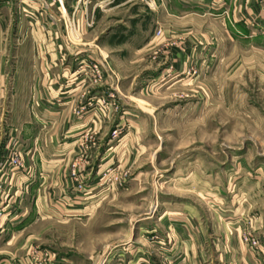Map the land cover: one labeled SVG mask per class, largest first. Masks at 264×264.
I'll use <instances>...</instances> for the list:
<instances>
[{"label":"crops","instance_id":"0c3cea01","mask_svg":"<svg viewBox=\"0 0 264 264\" xmlns=\"http://www.w3.org/2000/svg\"><path fill=\"white\" fill-rule=\"evenodd\" d=\"M155 2L153 9L143 0H92L76 13L83 38L73 43L55 4L0 2V163L11 153L24 161L20 169L0 168L5 180L0 199H9L15 213L0 233V264H35L30 253L36 233L53 215L66 214L67 221L80 224L78 216L96 212L94 200L101 193L79 192L78 183L95 181L90 177L116 151L109 136L117 120L139 116L129 94L138 73L206 70L215 40L225 33L264 54V0ZM75 6L68 0V15ZM86 9L93 20L89 28ZM82 58L101 64L104 81L81 82L75 72ZM110 90L117 91L121 111L112 102H100ZM139 100L154 107L151 100ZM139 125L117 149L143 147L144 122ZM241 149L230 170L236 173L235 190L229 191L231 176L219 206L202 193L195 203L165 206L155 220L150 216L138 227L129 224L126 258L110 253L98 264H142L143 258L157 264L160 244L149 240L151 232L165 240L173 264H264V158ZM77 197L73 208L55 204ZM247 232L260 242L258 249L244 240ZM55 264L72 261L58 257Z\"/></svg>","mask_w":264,"mask_h":264},{"label":"rangeland","instance_id":"374dc122","mask_svg":"<svg viewBox=\"0 0 264 264\" xmlns=\"http://www.w3.org/2000/svg\"><path fill=\"white\" fill-rule=\"evenodd\" d=\"M36 1L42 8L47 7L42 0ZM72 18L71 13H63L65 35L71 43L73 34L66 22L69 25ZM78 25L83 38V28ZM252 46L225 33L215 40L206 70L196 67L173 75L163 70L138 73L129 94L135 97L132 102L139 116L117 120L109 136L116 151H111L98 174L90 177H96L95 181L78 183L79 192L101 193V198L94 200L96 212L78 216L80 224L67 221L71 217L64 213L53 215L37 231L39 237L30 256L38 259L47 253L46 264H55L58 257L71 259L72 264H98L110 253L124 259L129 224L137 223L138 227L139 221L150 216L155 220L165 206L195 203L199 193L219 206L231 176L234 182L229 191L235 190L236 173L230 170L241 148L252 149L264 158V54ZM75 73L81 82H91L78 68ZM104 73L100 82L104 81ZM139 99L151 100L154 107ZM100 102H112L119 111L123 109L117 91L110 90ZM142 110L152 117L142 116ZM140 122H144L139 140L143 147L134 151L117 149L135 126L141 129ZM227 171L232 175H226ZM188 173L194 175L188 178ZM76 200L79 197L63 202L57 199L55 204L73 208ZM249 235L252 239L246 241ZM147 236L154 246L160 244L157 264H173L171 250L161 235L151 232ZM244 240L255 249L261 246L250 232ZM145 259L142 264H152L150 258L142 261Z\"/></svg>","mask_w":264,"mask_h":264},{"label":"built area","instance_id":"2783aa9c","mask_svg":"<svg viewBox=\"0 0 264 264\" xmlns=\"http://www.w3.org/2000/svg\"><path fill=\"white\" fill-rule=\"evenodd\" d=\"M2 0H0L1 2ZM44 5L48 4H56L62 13L67 12L66 4L68 0H42ZM92 2V0H75L76 6L72 13V19L69 20V25L66 27L67 29L69 26L71 27L73 39L75 42H79L82 40V33L81 28L78 25L79 23L76 22L75 16L78 10H80L83 7H88V5ZM147 5L151 8H155L156 2L155 0H147ZM86 26L92 27L93 20L90 17L88 13V9H86ZM157 34H161V30L157 31ZM78 72L79 73H85L87 78H90L89 80L91 82H100L102 80V74H103V67L101 64H98L97 62H93L88 60L87 58L78 59ZM105 102V100L103 101ZM6 166L13 167L15 169H20L24 167V161L23 158L16 153H11L10 155L4 156L2 162L0 163V168H4ZM5 188V180L4 177H0V194ZM14 206L9 202V199H0V233L5 231L7 222L11 221L14 217ZM252 235L246 236V241H251ZM256 244V243H254ZM39 254V252H37ZM47 253L43 254L42 257L38 258L33 256V260H35V264H46V260L48 255Z\"/></svg>","mask_w":264,"mask_h":264}]
</instances>
